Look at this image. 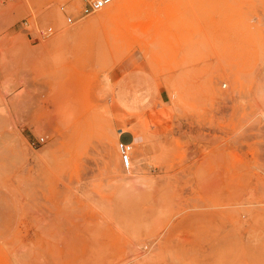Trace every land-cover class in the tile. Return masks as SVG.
<instances>
[{"label": "rangeland", "instance_id": "374dc122", "mask_svg": "<svg viewBox=\"0 0 264 264\" xmlns=\"http://www.w3.org/2000/svg\"><path fill=\"white\" fill-rule=\"evenodd\" d=\"M80 9L0 0V264H264V0Z\"/></svg>", "mask_w": 264, "mask_h": 264}, {"label": "built area", "instance_id": "2783aa9c", "mask_svg": "<svg viewBox=\"0 0 264 264\" xmlns=\"http://www.w3.org/2000/svg\"><path fill=\"white\" fill-rule=\"evenodd\" d=\"M78 1L81 3V9L77 14L69 13L66 16V21L68 23H72L76 17L88 15L96 10L103 8L105 5L111 3L113 0H78ZM24 24H27V22L25 21ZM50 31H51V27H48L45 30L46 33ZM39 141L40 142L44 141V137L41 136L39 138ZM117 149L123 169L124 170L130 169L132 162L131 154L133 151V140L130 142H123L118 140Z\"/></svg>", "mask_w": 264, "mask_h": 264}, {"label": "bare ground", "instance_id": "6f19581e", "mask_svg": "<svg viewBox=\"0 0 264 264\" xmlns=\"http://www.w3.org/2000/svg\"><path fill=\"white\" fill-rule=\"evenodd\" d=\"M108 5V4H107ZM5 11V10H4ZM4 11L3 12H1L0 13V25H2L1 24V22L4 20V21H6V18H8V15H9V13L10 12H12V10L11 11H8L7 10V12H8V15H6V18L4 19V17H5V15H3V14H5L4 13ZM10 17V16H9ZM2 22V23H6V22ZM8 23V22H7ZM7 25V24H6ZM5 26V25H4ZM5 37V36H4ZM6 41H8V40H6ZM23 42V41H22ZM10 43H11V41H10ZM7 45V43H3V47H2V50L0 49V54H1V57H0V67L2 66V68H4V66H6L7 65V56H10V49H9V47L8 46H6ZM13 45V44H12ZM15 45V44H14ZM11 47V46H10ZM16 49V48H15ZM19 49V48H18ZM12 50V49H11ZM29 52V51H28ZM14 56V55H13ZM23 61V60H22ZM24 62V61H23ZM1 69V68H0ZM2 71V70H1ZM17 102V101H16ZM19 103V102H18ZM11 105V104H10ZM20 105H21V103H20ZM9 107V106H8ZM16 107V106H15ZM15 109H17V108H15ZM16 111V110H15ZM13 121V120H12ZM14 126H13V123H9V121L7 122V120H6V118L4 117V116H2V115H0V131H2L3 130V128H9V129H11V128H13ZM129 170V169H128Z\"/></svg>", "mask_w": 264, "mask_h": 264}, {"label": "crops", "instance_id": "0c3cea01", "mask_svg": "<svg viewBox=\"0 0 264 264\" xmlns=\"http://www.w3.org/2000/svg\"><path fill=\"white\" fill-rule=\"evenodd\" d=\"M123 138H126L125 140ZM119 140H123V142H130L133 140V135L132 133L130 132H124V131H121L119 133Z\"/></svg>", "mask_w": 264, "mask_h": 264}]
</instances>
